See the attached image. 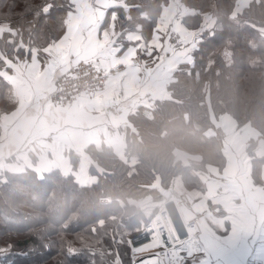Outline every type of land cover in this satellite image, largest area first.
<instances>
[{
	"label": "trees",
	"instance_id": "1",
	"mask_svg": "<svg viewBox=\"0 0 264 264\" xmlns=\"http://www.w3.org/2000/svg\"><path fill=\"white\" fill-rule=\"evenodd\" d=\"M166 2L125 0L127 8H117L118 30L140 26L148 39ZM181 2L194 11L183 19L186 27L198 28L205 14L215 25L201 34L192 64L174 70L171 99L140 106L130 116L126 160L108 144H93L85 152L94 162L88 171L95 182L80 183L59 169L1 177L0 238L13 236L8 243L14 255L4 257L10 264H131L128 245L117 242L122 232H136L148 220L144 198L152 196L157 206L164 201L160 189L175 187V181L203 192L205 166L226 160L215 116L227 113L237 126L249 123L264 139V0H250L240 12H235L237 0ZM71 6L69 0H0V21H10L16 32L7 45H15L19 37L31 39L27 43L33 47L47 44L63 27ZM4 39L0 51L6 53ZM182 151L200 154L201 162L188 163L178 153ZM70 159L77 170L79 156ZM262 161L256 160L254 172Z\"/></svg>",
	"mask_w": 264,
	"mask_h": 264
},
{
	"label": "crops",
	"instance_id": "2",
	"mask_svg": "<svg viewBox=\"0 0 264 264\" xmlns=\"http://www.w3.org/2000/svg\"><path fill=\"white\" fill-rule=\"evenodd\" d=\"M69 1L74 14L66 22L65 33L55 42L39 48L18 40L13 51H0V179L4 173L26 170L42 174L59 169L69 174L70 168L74 176L77 173L87 179L89 174L79 166L72 170V152L81 157L87 146L108 144L117 149L125 142L127 125L113 128L107 113L111 110L119 114V108L127 106L133 114L140 106L150 107L156 100L171 99L168 86L174 80V70L180 64L193 62L191 54L198 42L188 41L190 32L183 19L194 11L183 5L180 9L174 0H167L148 39L143 37L140 26L135 31H115L117 8L126 9L125 0H109L106 9L95 6L94 0ZM164 14L170 19L168 23L182 26L186 44L180 50H173L164 42ZM209 19L211 26L207 29L215 25V20ZM7 34L16 36L9 26L2 27L0 38ZM13 41L11 37L6 42ZM88 62L106 70L104 90L78 97L66 107L52 104L49 95L59 80L79 64ZM4 104L12 110H4ZM226 118L215 119L216 127L224 135V174L209 167L203 199L188 205L197 217L193 222V241L180 251L182 264L264 261V193L250 182L249 175L232 176L227 172L233 164L228 159L240 157L235 147L240 148L246 141L248 147L253 140L259 146V151L253 150L257 155L264 153V141L258 139L256 130L238 128L232 119ZM102 127L110 132L109 136L101 137ZM86 156L82 158L85 164L89 160ZM62 157L69 162L63 163ZM248 158L240 159L232 168L247 166L251 160ZM88 177L95 182L96 178ZM170 187L172 198L179 199L175 197L176 188ZM169 214L178 229L173 213Z\"/></svg>",
	"mask_w": 264,
	"mask_h": 264
},
{
	"label": "rangeland",
	"instance_id": "3",
	"mask_svg": "<svg viewBox=\"0 0 264 264\" xmlns=\"http://www.w3.org/2000/svg\"><path fill=\"white\" fill-rule=\"evenodd\" d=\"M173 2H175L178 7L180 6V9H181V5H182L181 0H174ZM248 3H250V0H237V5H236L235 12H240V10H242L244 7H246L248 5ZM73 11H74L73 6H71V9L69 10V12L67 13V15L65 17V21H64L63 27L56 29V34L54 35L55 37L53 36L54 38L51 39V41H48L47 44L45 43V45L44 44H42V45H35V47H39V48L46 47L48 44H51V43L55 42L58 38H60L65 33L64 31L66 30V22L69 19V17L71 18V16L74 14ZM164 15H165V19L161 23V25L163 26L162 27L163 28V36H165V41L164 42H166V44L170 45L173 48V50L174 49L175 50H180L186 44L185 43L186 40L184 38V33H182V26H179V24L177 25V24L168 23V20H170V19L169 18H166L167 14H164ZM206 20H208V21H206ZM209 20H210L209 19V16H207L205 14V16H204L201 24L198 26V28L190 29V28L186 27V24H184L185 25V28L190 32V33L188 32L189 34H187L191 38V39L189 38L190 40H188V41H191V42H196L197 41L198 42V40H200V38L202 37L201 34L204 32V30H206L207 28H209L211 26L210 23H209ZM21 23H22V21H18V24L17 25L18 26L19 25H22ZM157 23H158V21H157ZM121 25H122V23H119V24L115 23V31H120L118 29H120ZM4 26H9L10 29L11 28L14 29L13 28L14 26L8 20L0 21V29L2 27H4ZM174 35L175 36L180 35V38H181V39L179 38V41H178V38L176 39L177 40V43L176 44L172 43L173 42L172 39H175L176 38V37H174ZM4 37H5V35H3V37L1 39H4ZM11 37L12 38H15L16 36L6 37L4 39V43L5 44L2 43L4 46H6V48H4V50H8V52L13 51L14 50L13 47H15L16 44H17V42H18V41H16V44L15 45H7L6 40L8 38H11ZM26 38L27 37H24V38L19 37L18 40L21 41V42H24V43L29 42V44H30L31 43V39L28 40ZM105 85H106V81H105V84H104L103 88L100 89L99 91H96V92H100V91L104 90ZM206 102H207L208 105H210V102L212 104V100L210 101V99H206ZM6 105L4 104L3 109L4 110L10 109L9 108L10 105L8 104V107H6ZM66 106L67 105H65L63 107H66ZM152 106H150V107H152ZM11 110L12 109H10L9 111H11ZM211 112L213 113V111H211ZM219 117H225V118L227 117L226 118V121L230 118V119H232L234 121L235 124H238V123H236L237 121L234 120L227 113L222 114ZM219 117H218V119H219ZM214 118H217V117L215 116ZM246 126L249 127V128H251V129H254L255 130L254 126H252L249 123H246L243 126H237V127L242 129L243 127H246ZM105 129L106 128H103L102 127L100 129V131H99L101 137H103V138L109 136L108 134L110 133V132H107V130L105 131ZM108 129H110V128H108ZM103 131L106 132V136L103 134ZM111 132H113V131L111 130ZM125 132H126V130H124V133ZM257 133H258V139L261 140V141H264V139L261 138L260 133H259L258 130H257ZM247 143H248V141L244 142L243 146H241L240 148L239 147H235V150L234 151L237 154H239L240 157L239 158H233L231 156L230 159H228V161H231L233 164L228 169L227 172H228V175H232V176L234 174H239L241 177H245V176L249 175L251 177L250 182L252 181V183L254 185H258V190L260 192H262V194H263L264 193V161H262L261 168L257 172H254V171H255V166H257V163H258V162H256V160L257 159L258 160L259 159H263L264 158V153L261 152V154L255 155V153L253 152V150L256 149V150L259 151V146H257L258 143L255 144L254 142L253 143L249 142V143H251L252 146L250 145V147L249 146L246 147V144ZM87 147H86V149H87ZM126 147H127V143H126V137H125V142L120 147H118L117 149L114 148L115 153L121 159H123V160H126V155H125V153H126ZM178 153H180V156L183 157V159H185L186 161H188V163H192V162L193 163H200L201 160H202V157H201L200 154L186 153V152H183V151L182 152H178ZM84 154L87 155L86 157L89 156L85 151H84L83 155ZM71 155H77V156H79L78 153H76V152H72ZM71 155L69 156V159H70ZM83 155L81 157H79V159H78V161H79V165H78L79 166V169L81 171L85 172L86 174H89L90 175V172L88 170H89L90 165L94 164V162L91 160L90 157H88L89 160L87 159V163L85 164L84 160L82 159V158H84ZM247 155L249 157H251L250 163H248L247 166L240 165L241 166V169L232 168L237 161L238 162L240 161V159L241 160L242 159H247V160L250 159V158H248ZM226 157H227V155H226ZM62 158H63V163H68L69 162V160L67 158L66 159L64 157H62ZM226 162H227V158L222 163H220L218 161H215L212 164H207L205 166L206 167L205 168V173L210 174L209 173L210 171H208V168L212 166V168H211L212 170H216L215 171L216 173H219L220 172V174L223 175L224 174V167H225ZM70 164H71V159H70ZM80 164H81V168H80ZM65 171H67V170H65ZM69 172L71 173V168H70ZM237 172H239V173H237ZM88 176H87V179H84V177H79V175L76 173L75 178H78L79 181H80V183H86L87 181L89 183L90 182L89 179H91V178H89ZM175 185H176L175 188L177 190V193L175 194V197H180L182 204H186V203L187 204L188 203L189 204L190 203L197 204V203L201 202V200L204 197L205 190L203 192L200 191V188L198 186H192L191 189H189V188L187 189V187H185L183 185L182 181H175ZM39 197H40V194L38 195L37 198H39ZM37 198L34 197V196H31V201L37 200ZM162 202H164V201H162ZM162 202H160L156 206V203L153 200L152 196H147V197L144 198V200H143V211L145 213V216L148 218V220L153 216V214L157 211V209H159V207L161 206ZM146 222L147 221H143L142 224H141V226L138 227V229L136 230V232H133V233H127V232L125 233V232H122V234L119 235V238H118V242L117 243H119V245H128L129 238H131V236L134 235L135 233L139 232L143 228V226L145 225ZM41 236L42 235H40V237ZM6 237L7 238H5V237H1L0 238V253L3 255V257H2L3 259H4V257H6L7 253L13 251L12 245L8 243L9 241L12 240V237L13 236L12 235H9V236H6ZM3 238H5V239H3ZM1 240L2 241L7 240V241H6V243H4ZM128 248H129V245H128ZM129 251H130V249H129ZM129 256H130V254H129ZM147 257H150V256H146V258ZM0 264H4V261H1ZM119 264H122V263L119 262Z\"/></svg>",
	"mask_w": 264,
	"mask_h": 264
},
{
	"label": "built area",
	"instance_id": "4",
	"mask_svg": "<svg viewBox=\"0 0 264 264\" xmlns=\"http://www.w3.org/2000/svg\"><path fill=\"white\" fill-rule=\"evenodd\" d=\"M174 37L176 38L172 39V43L176 44L180 35ZM105 71L103 67L92 62L79 64L59 80L56 89L49 95V101L57 107H63L78 97L99 91L106 81ZM181 205L180 198L162 202L143 228L129 238L131 264H182L183 255L180 251L193 241L195 225L185 220L179 208ZM169 211H172L177 221L178 232L168 218ZM9 254L14 255V251L7 253ZM146 256L155 259H146ZM2 257L0 253V262L11 263L10 259ZM245 263L264 264V261L250 259Z\"/></svg>",
	"mask_w": 264,
	"mask_h": 264
},
{
	"label": "water",
	"instance_id": "5",
	"mask_svg": "<svg viewBox=\"0 0 264 264\" xmlns=\"http://www.w3.org/2000/svg\"><path fill=\"white\" fill-rule=\"evenodd\" d=\"M94 5L101 9H106L109 7V0H94ZM107 114L109 116V120L113 128L119 129L124 125H130V116L132 114V108L127 106H121L119 108V114H115L111 110ZM160 192L162 193L166 201L171 199L172 187H169L167 189H160ZM180 210L187 222H194L197 215L189 206L182 204L180 206Z\"/></svg>",
	"mask_w": 264,
	"mask_h": 264
},
{
	"label": "bare ground",
	"instance_id": "6",
	"mask_svg": "<svg viewBox=\"0 0 264 264\" xmlns=\"http://www.w3.org/2000/svg\"><path fill=\"white\" fill-rule=\"evenodd\" d=\"M180 208V207H179ZM170 212V211H169ZM169 212H168V218L170 219V214H169ZM172 212V211H171ZM170 222H171V220H170ZM173 225V224H172ZM174 226V225H173ZM174 229H175V231L176 232H178L179 230L176 228V226H174ZM150 257H152V256H150ZM153 260L155 259L154 257L152 258Z\"/></svg>",
	"mask_w": 264,
	"mask_h": 264
}]
</instances>
